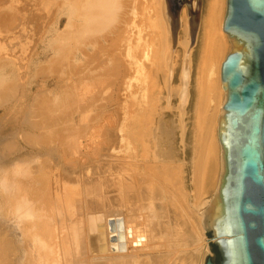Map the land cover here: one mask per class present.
Wrapping results in <instances>:
<instances>
[{
    "label": "bare ground",
    "instance_id": "bare-ground-1",
    "mask_svg": "<svg viewBox=\"0 0 264 264\" xmlns=\"http://www.w3.org/2000/svg\"><path fill=\"white\" fill-rule=\"evenodd\" d=\"M14 1L0 18V264H204L226 0H29L23 14ZM186 1L200 20L189 145L187 119L176 134L160 108L188 105L194 28L186 7L173 21Z\"/></svg>",
    "mask_w": 264,
    "mask_h": 264
},
{
    "label": "water",
    "instance_id": "water-1",
    "mask_svg": "<svg viewBox=\"0 0 264 264\" xmlns=\"http://www.w3.org/2000/svg\"><path fill=\"white\" fill-rule=\"evenodd\" d=\"M178 6L171 19L179 26L176 19L186 7L194 48L200 24L197 9L187 1ZM223 31L231 49L220 69L225 92L218 120L220 212L207 235L219 264H264V0H226ZM184 111H178L183 119ZM204 264H214L212 257Z\"/></svg>",
    "mask_w": 264,
    "mask_h": 264
},
{
    "label": "rangeland",
    "instance_id": "rangeland-1",
    "mask_svg": "<svg viewBox=\"0 0 264 264\" xmlns=\"http://www.w3.org/2000/svg\"><path fill=\"white\" fill-rule=\"evenodd\" d=\"M3 1L4 0H0V5L3 3ZM12 1H14V0H12ZM16 1V2H15ZM14 1V7H19V8H17L18 10H22L20 13H24L23 12V9H24V7H27V10H28V13H32L33 12V10H32V8L31 7H33V6H31V5H29V4H27L28 3V1L29 0H15ZM5 3H3L2 5L3 6H1L0 7V12L2 11V9H5V11H6V13H5V11L2 13V14H0L1 16H0V18L1 19H5V17H7L9 14V12H8V6H6V5H8V3H7V0H5L4 1ZM206 2V0H204V3ZM5 4V5H4ZM5 7V8H4ZM7 8V9H6ZM8 12V13H7ZM22 14H20V15H22ZM3 17V18H2ZM5 23V22H4ZM4 23H2L1 21H0V27H3L4 26ZM20 23H21V25L23 24V21H20ZM20 25V26H21ZM17 27V24H16V26H15V28ZM29 28H32L31 27V25H29ZM6 29H3L2 30V28H0V32H1V34H0V39H3V40H0V43H2V44H5V42L6 41H8L7 39H5V38H3L5 35H7V37L6 38H8V36H10V34L8 35V33H3V31H5ZM20 29L18 28L17 30H15L16 32L17 31H19ZM18 33V32H17ZM4 35V36H3ZM10 38V37H9ZM8 38V39H9ZM12 38V37H11ZM5 40V41H4ZM3 41V42H2ZM197 45V44H196ZM196 45H195V47L193 48V50H192V52H194L195 54H194V56H193V58H192V60H193V64H194V66H193V73L191 74V81H190V84H189V89H191V90H189V94H190V99H189V101L190 102H188V105H187V107H186V115H185V121H186V119H187V121H186V127H187V130H186V132L188 133L187 134V145H189L190 144V138H191V132H192V122H193V113H194V105H195V99H196V93H195V89H194V86H195V69H196V64H197V61H198V54H196L197 52H198V49H196ZM180 50H181V48H179ZM178 49V50H179ZM178 51L179 52V54H180V57H179V66L181 65V63H182V58H184V54L182 53V50L181 51ZM179 66H178V70L176 69V72H175V80H174V86H177V85H179V81H178V76H179V70H180V68H179ZM176 83V84H175ZM192 87V88H191ZM193 92V93H192ZM163 101V100H162ZM166 105H165V103L163 102L161 105H160V108H162L163 109V117H164V120H165V122L166 123H170L171 125H172V127H174V129H175V133L177 134L178 132H177V130H176V127H177V122H178V116H179V114H178V111H177V107H178V98H176V97H174L173 99H172V101H171V110H167L166 109V107H165ZM191 110V111H190ZM174 111V112H173ZM175 111H176V113H175ZM193 112V113H192ZM166 115V116H165ZM174 119V120H173ZM190 125V126H189ZM188 156L187 157H189V152H188V154H187ZM208 237H209V235H207ZM210 247H211V249H210V251H211V253H212V255H211V257H212V260H213V262L216 260V254H215V252H214V250H213V245L212 244H210Z\"/></svg>",
    "mask_w": 264,
    "mask_h": 264
},
{
    "label": "trees",
    "instance_id": "trees-1",
    "mask_svg": "<svg viewBox=\"0 0 264 264\" xmlns=\"http://www.w3.org/2000/svg\"><path fill=\"white\" fill-rule=\"evenodd\" d=\"M213 250H214V252L216 254V257H217L216 260L214 261V264H219V262H220L219 254H218V252H217L215 247H213Z\"/></svg>",
    "mask_w": 264,
    "mask_h": 264
}]
</instances>
